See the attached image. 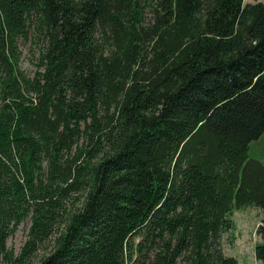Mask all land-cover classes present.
I'll return each instance as SVG.
<instances>
[{
	"label": "trees",
	"instance_id": "trees-1",
	"mask_svg": "<svg viewBox=\"0 0 264 264\" xmlns=\"http://www.w3.org/2000/svg\"><path fill=\"white\" fill-rule=\"evenodd\" d=\"M262 134L264 4L0 0V264L49 242L39 264H237L220 238L246 207L264 235Z\"/></svg>",
	"mask_w": 264,
	"mask_h": 264
},
{
	"label": "rangeland",
	"instance_id": "rangeland-1",
	"mask_svg": "<svg viewBox=\"0 0 264 264\" xmlns=\"http://www.w3.org/2000/svg\"><path fill=\"white\" fill-rule=\"evenodd\" d=\"M264 4V0H256ZM250 0H244L248 3ZM37 48L32 42L20 46V58L18 66L26 75H32L35 71ZM261 143H264V134L261 136ZM232 228L221 235L220 248L226 257L234 258L237 264H258L253 255V248L256 243L264 242V235L257 234L259 222L263 218L261 210L255 207H246L242 210L232 209L230 213ZM29 221L21 223L15 232L7 239L6 247L17 255L26 237ZM52 250V244H44L36 252L27 264H39Z\"/></svg>",
	"mask_w": 264,
	"mask_h": 264
},
{
	"label": "crops",
	"instance_id": "crops-1",
	"mask_svg": "<svg viewBox=\"0 0 264 264\" xmlns=\"http://www.w3.org/2000/svg\"><path fill=\"white\" fill-rule=\"evenodd\" d=\"M248 153L251 158L264 164V143H261V137L250 144Z\"/></svg>",
	"mask_w": 264,
	"mask_h": 264
}]
</instances>
